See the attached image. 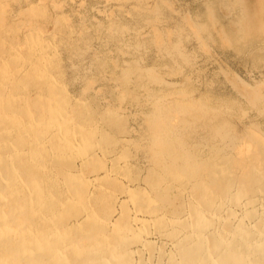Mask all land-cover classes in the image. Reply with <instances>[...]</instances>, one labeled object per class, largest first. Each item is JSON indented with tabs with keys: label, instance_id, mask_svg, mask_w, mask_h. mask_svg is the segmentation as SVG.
<instances>
[{
	"label": "bare ground",
	"instance_id": "1",
	"mask_svg": "<svg viewBox=\"0 0 264 264\" xmlns=\"http://www.w3.org/2000/svg\"><path fill=\"white\" fill-rule=\"evenodd\" d=\"M53 1L50 7L59 15L48 31L44 0L26 1L25 15L15 23L0 0V264H264V128L247 121L238 130L233 125L236 100L208 92L194 100L183 95L184 88L189 91L183 84L163 87L169 81L155 74L159 67L147 72V66H137L139 56L119 76L108 74L116 76L106 79L115 80V99L98 109L96 98L88 95L97 77L83 74L82 92L75 94L69 88V66L63 65L64 53L78 60L89 55V35L83 37L84 29H61L71 22ZM242 8L235 28L240 37L263 34L260 14ZM126 29L119 25L113 36L119 31L123 37ZM174 44L167 52L184 57ZM96 61H90L91 68ZM117 63L111 65L118 68ZM150 83L159 84L158 89ZM127 99L130 108L137 103L149 127L145 144L152 166L138 191L124 170L126 148L142 137L126 134L121 118ZM193 135L198 139L191 143ZM113 183L122 188L112 192ZM109 194L107 207L103 198Z\"/></svg>",
	"mask_w": 264,
	"mask_h": 264
},
{
	"label": "rangeland",
	"instance_id": "2",
	"mask_svg": "<svg viewBox=\"0 0 264 264\" xmlns=\"http://www.w3.org/2000/svg\"><path fill=\"white\" fill-rule=\"evenodd\" d=\"M3 1L5 3V7L7 8V15H8L7 19L10 16L9 21L12 22L14 21L18 22L19 21L18 19L21 20L22 16L25 15L23 10L26 8V4H28L30 1L34 2V0H30V1L3 0ZM26 1L29 2L27 3ZM49 1L52 3V0H44V3L47 2L46 5L43 7L46 17L45 20L47 21V23L46 21H44V23H46L45 26H47L45 27V29L48 31H52L54 28V25H52L54 23L53 21L57 18V15L59 14H56V10H54V12L52 11L53 8L50 7ZM135 1L133 0H56V1L54 0L53 1L56 4L59 3L58 5H60L61 7V8L59 7V9L62 12L64 11L63 12L64 14L66 13L68 14L69 18L67 16H65V18L67 17L66 19L71 22V23L67 22L69 23L70 26L65 23V25L61 29L66 30L69 29V27L71 28L73 27V29H75L77 33L79 32V30L81 32L84 29L82 33L84 32L86 33H84L85 35L82 34L83 37L85 38L89 35L88 36L89 39L87 41V45L85 48V49L88 48L87 50H90L87 52L89 54L88 56L84 55V57L81 58L79 57L80 59L78 60L76 56L75 58L71 57L70 59H68L69 58L68 54L66 53L63 54L64 57L63 65H67V67L69 66L68 67L69 71L67 70L69 73L68 77L71 82V83L69 82V88L73 91V93L78 94L79 92H82L81 89L83 88L82 86H84L82 81L84 79L82 77L83 74L85 75V77L89 74H93L95 78L97 77L96 78L97 80L93 81L94 83L92 84L93 89H96V91L90 89L91 91L89 90L88 95L91 94L90 98L93 97L94 98L93 101L96 98L98 102L96 100L95 101L99 105L98 104L95 105L99 107L98 108L96 106L98 109H104L106 104H110L112 102L110 100L111 98L115 99L114 93L116 92L115 90L116 86L114 83L115 80L113 81V83L110 81V79L107 82L108 77L112 79L113 78L116 79L115 78L116 76L114 77L113 74L112 75H108V74L114 73L116 75L118 73L117 75L119 76L121 74L122 68L126 67V64L127 65L129 63L132 64L133 61H136L135 59L138 58L137 56H139V59H137L138 62L137 66L139 67V63L142 68L147 66V68H145L147 72L150 71L149 70L150 68H152L151 70H153L155 66H157V68L159 67L158 69L160 70V72H157L155 74L159 78H163L164 80L170 82V83L169 82L165 83L164 84L165 86L163 87H166L168 85L167 86L168 88H172V85H174L176 86V87L173 86L174 88H178L183 84V86L188 87L187 89L189 90V91L186 90L185 92V88H184L183 95L187 94L188 97H193L194 100H198L196 99V97L199 94V92L201 93L208 92V94L213 95L217 99L219 98L227 101H232L234 104L237 103L236 104L237 106L235 105L234 108H236L238 112L235 109L236 114H234L235 117L233 119V125L238 130L239 129L243 130L242 129L243 125L248 124L251 121H255V122L257 121L258 125L264 128V33L259 35H252L250 39L248 38L247 40H245L244 37H240V35L238 34L239 32H237L239 29H237L238 27H236L241 20L242 9L244 10V8H242L243 5L247 6L249 13L255 14L257 11L258 14H260L257 15V17L259 16L261 18V21L264 22V0H220V1L217 0V2L216 0H147V1L137 0V2ZM142 1L143 3H140ZM241 1H244L245 4H241L240 3ZM162 2H165V4H163ZM108 3L109 6H107ZM212 3L213 5H210ZM104 4L106 7L104 6ZM140 4L141 5L143 4V6L141 7ZM34 5L36 6L37 4ZM210 7L212 8V10L210 9ZM213 7L216 9V11L213 10L214 9ZM145 8L147 9V11H144ZM208 8L214 13L215 15L214 17H216L215 19H211L212 18L210 14L211 12L210 13L208 12ZM154 9H159L156 10L159 12V14L158 13L153 14L155 11ZM99 10L101 11L102 14L100 13L101 16L100 15L96 16V12ZM20 13L22 14L20 15ZM77 13L78 16L76 15ZM106 14L108 15L107 18L105 17ZM19 15L21 16V18L18 17ZM82 23H85L84 25L86 26L87 29L91 27L90 29L91 33H89L90 30L87 31V29L83 26ZM113 24L115 25V27L116 25H118L116 27L117 28L116 30H118L119 25H123L127 28L126 29L127 32L125 31L122 34L123 37H120L119 31L115 33V35L118 33L117 36H113L114 32L116 31L114 29ZM198 26H201L200 31H196ZM106 27L110 30H107ZM110 27H113V29ZM235 28L237 29V31L235 30ZM94 29H96L95 30L96 34L94 33L95 32ZM103 29L106 30L103 31ZM111 30H112V34L110 33ZM113 30L115 31L113 32ZM143 30L148 31L147 35L144 36L141 35V33H139V31L142 32ZM106 31L107 32L110 31L109 32L110 34L106 33ZM233 34H235V37H231L233 36ZM97 35L100 38H98ZM105 36H107L106 39ZM90 37H92V39ZM115 38L117 40H115ZM118 39H120L121 41ZM102 41H104L105 44ZM115 41L116 42L120 41L122 42V44L120 42L116 43ZM174 42H176L177 45V49H175V51L177 52L180 51L178 55L183 54L184 57H181L179 55L177 58L176 55L177 53L172 55L167 52L168 46L173 45ZM125 43L128 46L132 45V49L126 48L127 49L126 50L125 48H121V47H126ZM137 44L140 45L138 46L139 49L137 48L138 50L134 51L133 46ZM109 45L111 46L109 47ZM94 48L95 50H93ZM118 48L122 49L121 50L122 53L120 51L121 54L124 55V52L125 53L127 52L126 54L128 55L132 54V55L131 56L125 55V57H123V55L119 54V51L117 50ZM91 49L97 53L91 52L92 51ZM98 51L100 52V54ZM91 54L92 55L94 54L93 57L94 56L96 57L92 58ZM97 55H99L100 57ZM101 56L102 59L104 58L103 60H99L101 59ZM120 57L121 59L123 58L124 60L123 59L121 60ZM95 58H97V61ZM114 58H117L115 59L116 61L114 60ZM93 60L97 62L94 65L95 68L93 66L91 68L90 65V61ZM105 60H106V64H105ZM107 60L110 62H108ZM111 61H114V63L118 62L117 66L120 67L117 68L116 66L111 65L114 64ZM99 62L101 63L99 64ZM71 64H73L74 66H72ZM104 64L107 67L104 66ZM77 67L80 68L81 71L83 69V72H80V69L78 71ZM73 68L76 70H73ZM92 69L94 73L91 72ZM158 69H156L155 67L154 71L156 72L158 71ZM74 71L76 73H74ZM77 72L79 75L81 73V75L79 76ZM95 72H97V74H95ZM72 75H74L73 78L75 77V80L77 79L78 81L75 80L72 81L71 80L73 79ZM75 75H78V77ZM103 75L104 77H102ZM101 77L102 80L103 79L105 80L102 81ZM77 82L80 83V86L79 85L75 86L78 84ZM96 83L99 84L97 85ZM100 83L103 84L101 85ZM176 83H178L179 85H177ZM108 84L109 86L113 84L111 86L112 89L109 86H107ZM150 84L151 85L149 86L154 91L156 90L155 87L157 89L159 87L158 86L159 84L157 85L155 83L156 84L155 86L154 83H150ZM97 87L101 88L102 91L104 92L102 93L100 89H97ZM108 87H109V91L107 89ZM234 87L238 88L239 91L237 92V90H235L236 88ZM76 89H78L79 92ZM92 90L95 91V93L98 92L99 90L100 91L98 92L99 94L98 93L93 94ZM109 92L112 94L109 95ZM244 92L252 97L247 98L246 96H244V94H242ZM139 94L140 96H143L144 92L140 91ZM111 95L113 97H111ZM102 97L104 99H102ZM256 98L257 100L254 101V99ZM234 100H236V103ZM129 101H131V99H127L128 103L126 102L128 104V105L126 104V107L129 111L126 109V107L124 108L122 107V109L125 111L126 114L123 115L124 118L122 117L121 119L123 120V122L124 120L126 122V127H125L127 131L126 134L130 136L133 135L134 138H138L142 136L141 139H138L142 143H140V141H137L136 143L138 144L135 143L136 144L135 147H132L130 145L129 147L126 148L125 152H126L127 163L125 164L124 170H126V173H128V175H130V177L132 178V180H130L131 184L134 185L132 190L138 191L137 188L141 187L142 185L140 183L146 182V180H144V174H147V171L150 170V166H152L150 165L151 163L150 148L148 147L147 149V145L145 144L146 142H148L147 140L148 135H145V133L148 132L149 127H148L147 117L145 118L144 121L141 112L137 110L138 108V106L136 105L137 103L136 102L130 103L132 107L130 108ZM141 103L144 104V101H142ZM101 104H103V106H101ZM132 105L133 106L135 105L137 107L135 106L133 107ZM239 109H241L244 113L240 114ZM145 111L148 112V107H145ZM138 112H140V114H138ZM242 115L245 116L241 117ZM237 116L240 117L241 120ZM238 119L240 120V124L238 123L239 122ZM247 121L249 122L247 123ZM138 131L139 133H137ZM202 133L203 135H205L204 131ZM119 136L123 137L124 134L119 133ZM191 139H192L191 143H194L195 141H197L198 137L196 135H193ZM203 141L207 142L204 139V137H203ZM132 175H136V176L133 177ZM111 186H112L111 187L112 190L111 189L110 190L112 192L114 191L116 192L122 188V185L118 183H113ZM109 196H111V194L106 196L107 199L105 197L103 198L104 201H107L106 203L107 207L110 206L108 200V198H110Z\"/></svg>",
	"mask_w": 264,
	"mask_h": 264
}]
</instances>
